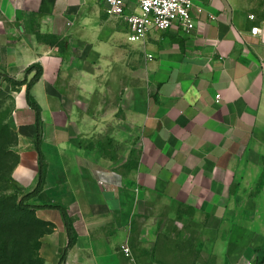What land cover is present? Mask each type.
I'll return each instance as SVG.
<instances>
[{
  "label": "crops",
  "instance_id": "crops-1",
  "mask_svg": "<svg viewBox=\"0 0 264 264\" xmlns=\"http://www.w3.org/2000/svg\"><path fill=\"white\" fill-rule=\"evenodd\" d=\"M192 2V30L174 24L132 41L103 0H0L14 175L30 192L40 164L27 83L8 76L24 79L38 64L31 94L47 171L31 201L72 218L77 238L63 264H264V43L250 32L264 5ZM35 212L48 227L39 254L59 264L63 212Z\"/></svg>",
  "mask_w": 264,
  "mask_h": 264
},
{
  "label": "rangeland",
  "instance_id": "rangeland-1",
  "mask_svg": "<svg viewBox=\"0 0 264 264\" xmlns=\"http://www.w3.org/2000/svg\"><path fill=\"white\" fill-rule=\"evenodd\" d=\"M251 2H253L251 9L254 10L264 5V0H251ZM252 12L255 14L256 11ZM13 112L14 102L12 98L9 96L1 98L0 204L5 205V208L2 209L3 213L0 215V255L5 252L8 255H11V252H16L18 264H42L39 254L40 239L48 227L45 221L36 215V209H21L17 205L25 192L14 175L20 155L17 149L19 135ZM27 201L25 202L29 203ZM152 216V219L155 217L157 223L165 221V218H161L160 214ZM166 221H170V219L167 218ZM138 233L139 231H137V239ZM199 244L200 250L205 248L202 245V239H200ZM177 261L182 262L180 258H177Z\"/></svg>",
  "mask_w": 264,
  "mask_h": 264
},
{
  "label": "built area",
  "instance_id": "built-area-1",
  "mask_svg": "<svg viewBox=\"0 0 264 264\" xmlns=\"http://www.w3.org/2000/svg\"><path fill=\"white\" fill-rule=\"evenodd\" d=\"M112 15L126 19L129 25V39L144 40L153 29L166 30L179 24L187 30L195 27L192 14V0H103ZM214 17V15H211ZM250 17L255 19L254 14ZM250 32L264 43V19L254 23ZM220 94L217 95L220 98ZM123 251L131 254L127 244Z\"/></svg>",
  "mask_w": 264,
  "mask_h": 264
},
{
  "label": "trees",
  "instance_id": "trees-1",
  "mask_svg": "<svg viewBox=\"0 0 264 264\" xmlns=\"http://www.w3.org/2000/svg\"><path fill=\"white\" fill-rule=\"evenodd\" d=\"M35 69V73L32 76L30 80H28V74ZM43 72V68L38 65V64H33L29 66L26 70V76L24 79H16L12 76H8L9 79H11L15 84H23L27 83V100L28 103L35 108L36 110V125H37V149L39 151V164H40V169H39V180L37 186L30 192L25 193V195L19 200L18 202V207L21 209H36L37 207L40 206H47V207H58L62 210L64 219H65V224L67 227L68 235H69V241L68 244L65 248V251L63 252V255L61 256L59 264H63L64 261L66 260V255L68 249L75 243L76 238H77V231L75 229L74 223L72 218L69 216L67 210L65 207L59 204H51V203H46V204H37L33 203L31 201L32 197L37 195L44 187L45 181H46V171H47V164L45 160V154L42 150V123H41V107L37 103V101L34 99V97L31 94V87L36 80L41 76ZM18 163V162H17ZM28 200L29 203H26L25 201ZM27 201V202H28ZM5 208V205L0 204V215L3 213L2 209ZM46 224V222H45ZM257 253L260 251L264 252V246H259L256 248ZM12 253V254H11ZM11 255H8L6 252L0 255V263L2 264H18V257L16 252H11ZM42 264L43 258L41 257ZM259 264V262L257 263Z\"/></svg>",
  "mask_w": 264,
  "mask_h": 264
}]
</instances>
